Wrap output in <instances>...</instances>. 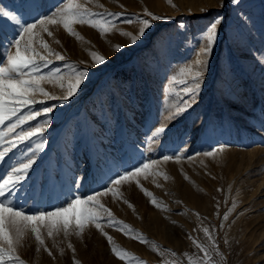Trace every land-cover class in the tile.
<instances>
[{
  "label": "rangeland",
  "instance_id": "rangeland-1",
  "mask_svg": "<svg viewBox=\"0 0 264 264\" xmlns=\"http://www.w3.org/2000/svg\"><path fill=\"white\" fill-rule=\"evenodd\" d=\"M76 2L110 30L102 34L99 27L76 23L73 31L82 37L77 39L62 23L46 25L51 36L37 25L33 47L48 62L37 57L35 75L49 77L58 69L64 80L42 81L56 98L36 95V103L0 124V134L7 133L0 151L10 147L8 141L16 142L17 133L44 127L42 135L17 144L0 160V177L20 162L33 161L27 179L7 199L29 215L50 212L103 191L118 173L156 163L113 186L116 196L97 197L115 220L133 230L126 235L122 225L109 226L101 213L103 233L130 254L127 262L113 254L92 223L80 235L73 226L67 236L63 231L49 236L47 222H36L43 245L29 229L15 254L24 264H264V0ZM66 3L0 0V8L35 23ZM145 9L159 19L146 17ZM145 18L151 27L132 44L122 33L138 35L139 20ZM216 20V42L205 55L204 32ZM16 32L0 19V67L8 51L16 50L10 43L19 39ZM40 40L64 59L49 56ZM115 45H122L119 52ZM93 51L106 57L104 64L92 61ZM72 67L86 70L87 78L64 101ZM189 68L202 70L200 87L190 94L194 81L178 82L187 79L180 70ZM185 104V111L172 115ZM30 113L39 115L9 131L19 116ZM162 125L165 131L152 139ZM211 150L213 156L204 155Z\"/></svg>",
  "mask_w": 264,
  "mask_h": 264
},
{
  "label": "snow or ice",
  "instance_id": "snow-or-ice-1",
  "mask_svg": "<svg viewBox=\"0 0 264 264\" xmlns=\"http://www.w3.org/2000/svg\"><path fill=\"white\" fill-rule=\"evenodd\" d=\"M27 6L31 7L32 4L29 3ZM100 7H102V5ZM91 15L94 14L90 13L89 10L83 5L77 3L76 0H67V3L63 9H59L57 12H54L52 16L44 17L35 23H27V21L22 22L23 17L21 14L6 11L4 8H0V19H3L6 23L11 24L15 29H17L16 35L19 37V39L14 37L10 42L16 50L14 53L11 50L8 51L6 56V64L0 67V124H3L6 120H10L12 117L18 116V113H20L22 108L29 107L36 103V95L56 98L54 96H50V93L41 86L42 81L53 82L57 80H64V77L59 76L58 69L49 77L35 75L39 71L37 57L38 60L44 64H47L48 62L47 58L37 52L33 47L34 38L37 36V33H35L34 30L37 28V25L39 24L43 31L51 36L52 33L49 31L46 25L62 23L64 29L69 34L76 36L77 39H82V37L73 31L72 25L76 23H87L92 27H99L102 31V34L110 30L109 27L91 20ZM144 15L146 17H151L153 20L159 19V17H156L151 12H148L147 9H145ZM219 22V20L212 22L204 32L203 38L206 40V45L202 51L205 55L211 52L212 46L216 42L217 25ZM139 24L141 26L139 27L138 35H132L126 32L122 33V35L130 37L132 44H135L137 40L143 37L146 30L151 27L150 21L146 18L140 19ZM25 37H27V39H25ZM22 40L24 41L23 48L21 47ZM40 46L47 50L49 56L54 55L57 59H64V57L59 53L52 52L49 49L47 42L40 40ZM121 48L122 45H115V50L117 52H119ZM90 56L96 65L104 64L106 61L105 56L94 51L90 52ZM196 63L201 65V68L204 64L202 60L197 61ZM180 71L181 75L187 76V79L180 80L178 81L179 83L186 84L188 79L194 81V87L189 88L187 92L190 94L198 90L200 87L202 70L193 72L192 69L189 68L181 69ZM86 78V70H77L75 67H72L71 78H69L66 87V95L60 99L64 101L70 99L77 92L79 87L85 82ZM60 87L64 88V84L60 83ZM187 107V104H185L183 107H177L172 115H178L180 112L185 111ZM51 111V108L44 109L45 113H50ZM37 115H39V113H30L28 116H19L17 124L10 128L9 131L14 132L15 127H19L20 125L26 123L29 119H34ZM43 131L44 127L40 126L17 133L15 136L16 142L12 143L11 141H8L10 147L0 151V160L4 158V155L11 148L17 147V144L24 143L26 140H31L33 136L42 135ZM164 131L165 126L162 125L152 133L151 138L155 139ZM5 135H7V133L0 134V140H3ZM43 146V143H40L37 145V148L42 149ZM215 151L216 150L205 152L204 155L213 156ZM170 159H172V157L164 156V160L167 161ZM32 163L33 161L31 159H29L27 162H20L17 167H14L11 170L10 173L0 177V198H4L0 200V264H13V262H16V264H24V261L15 254L16 245L20 242V239L29 229L31 232L35 233L36 239L41 245H43L44 241L41 239L40 231L36 226V222H47L49 236H53L59 231H63L67 236L69 235V229L73 226L76 230V235H80L83 232L85 225L88 223L94 224L95 227L101 230L103 233L100 223L102 220L101 213H106L107 217L109 218L107 221L109 226L122 225L121 230L128 229V232L125 233L126 235L131 233L133 230L130 228V226L123 225V222L115 220L111 210L101 204L97 197L108 194L116 196L117 191L113 186L120 185L122 182H126L128 180L136 179L141 174L146 173L151 167V164H155L156 162L152 161L151 164L144 163L131 171L126 170L123 173H118L115 178L110 179V186L106 185L103 191H97L94 195L88 196L86 199L75 197L67 201L66 206L62 205L56 207L54 211L39 212L29 215L16 208L13 204V201L7 199V197L11 196L13 191L25 179H27V173L29 168L32 166ZM137 183L139 182L137 181ZM144 191L145 195H152L150 192H147V190ZM152 203L156 207H160V205L156 203L155 199L152 200ZM129 206L132 207V205ZM224 218L227 219V216ZM208 231L209 230L207 228L204 229L206 234H208ZM103 234L107 237L109 244L112 245L111 250L113 254L120 260L127 262L130 259V254L124 249L113 244V238L108 236L107 233ZM132 238L139 239L141 242H146L142 236H134ZM209 238L211 239L210 236ZM69 247L71 248L72 245L69 244ZM197 247H200V245H197ZM49 255H51L50 251ZM205 256H208L206 251ZM131 259L137 258L131 257ZM137 264H143V262L137 260Z\"/></svg>",
  "mask_w": 264,
  "mask_h": 264
},
{
  "label": "bare ground",
  "instance_id": "bare-ground-1",
  "mask_svg": "<svg viewBox=\"0 0 264 264\" xmlns=\"http://www.w3.org/2000/svg\"><path fill=\"white\" fill-rule=\"evenodd\" d=\"M86 257H87V256H86ZM86 257H85V258H86Z\"/></svg>",
  "mask_w": 264,
  "mask_h": 264
}]
</instances>
